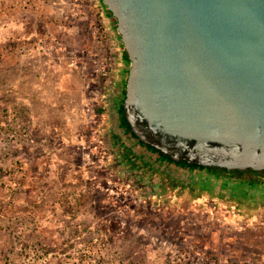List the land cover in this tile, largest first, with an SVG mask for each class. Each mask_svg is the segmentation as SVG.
<instances>
[{
	"label": "rangeland",
	"instance_id": "rangeland-1",
	"mask_svg": "<svg viewBox=\"0 0 264 264\" xmlns=\"http://www.w3.org/2000/svg\"><path fill=\"white\" fill-rule=\"evenodd\" d=\"M94 6L0 0V264H264V197L118 127L129 64Z\"/></svg>",
	"mask_w": 264,
	"mask_h": 264
},
{
	"label": "water",
	"instance_id": "water-1",
	"mask_svg": "<svg viewBox=\"0 0 264 264\" xmlns=\"http://www.w3.org/2000/svg\"><path fill=\"white\" fill-rule=\"evenodd\" d=\"M126 60L124 117L174 162L264 175V0H102Z\"/></svg>",
	"mask_w": 264,
	"mask_h": 264
},
{
	"label": "flooded vegetation",
	"instance_id": "flooded-vegetation-1",
	"mask_svg": "<svg viewBox=\"0 0 264 264\" xmlns=\"http://www.w3.org/2000/svg\"><path fill=\"white\" fill-rule=\"evenodd\" d=\"M123 94V93H122ZM123 97L117 101L115 115L118 122V127L120 130L127 132L124 128V124L122 123V113L120 107L123 108ZM124 110V109H123ZM136 142L138 148L145 149L146 153H151L156 156V161L159 163L158 165L161 168L171 169L174 173H177L176 176L186 177H201L204 179L205 183H209V185L213 184V186L220 187L219 190L222 191H231L234 193L242 194L243 196L249 197L252 195L264 197V175H261L254 171H227L225 173L219 172V170L224 169H209L202 166L197 165H185L184 162H174L169 161L168 158L163 157L161 153H158L155 149H150L148 146H142L139 144L137 138L128 133ZM152 160V159H151Z\"/></svg>",
	"mask_w": 264,
	"mask_h": 264
},
{
	"label": "built area",
	"instance_id": "built-area-1",
	"mask_svg": "<svg viewBox=\"0 0 264 264\" xmlns=\"http://www.w3.org/2000/svg\"><path fill=\"white\" fill-rule=\"evenodd\" d=\"M91 1H93V5L95 4L94 7L97 9V12L102 19V23L104 24L103 34H106L109 31V28L111 27V23L109 21L110 17L107 15L106 9L103 7L102 0H91Z\"/></svg>",
	"mask_w": 264,
	"mask_h": 264
},
{
	"label": "trees",
	"instance_id": "trees-1",
	"mask_svg": "<svg viewBox=\"0 0 264 264\" xmlns=\"http://www.w3.org/2000/svg\"><path fill=\"white\" fill-rule=\"evenodd\" d=\"M106 12H107V15L111 18V20H112V22H113V26H114V28H115V30H116V21H115V19L112 17V15H111V13L110 12H108L107 10H106ZM120 110H121V113H122V123L124 124V128H125V130H127V132L128 133H130L132 136H134L132 133H131V131H130V127H129V125L127 124V122H126V120H125V117H124V110H123V108L122 107H120ZM135 137V136H134ZM136 138V137H135ZM139 141V140H138ZM139 144H140V142H139ZM149 147V146H148ZM150 149H153V148H151V147H149ZM154 150V149H153ZM158 152V151H157ZM159 153V152H158ZM162 155V154H161ZM163 157H166V158H168L169 159V161H172L169 157H167V156H165V155H162ZM219 172H221V173H225V170H219Z\"/></svg>",
	"mask_w": 264,
	"mask_h": 264
}]
</instances>
